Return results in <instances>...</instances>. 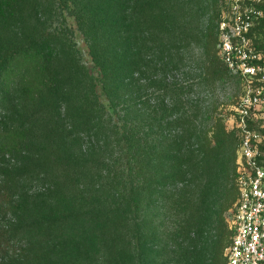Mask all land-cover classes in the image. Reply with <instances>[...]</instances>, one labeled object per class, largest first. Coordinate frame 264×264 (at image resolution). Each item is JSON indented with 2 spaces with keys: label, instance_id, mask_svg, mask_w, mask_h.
<instances>
[{
  "label": "trees",
  "instance_id": "1",
  "mask_svg": "<svg viewBox=\"0 0 264 264\" xmlns=\"http://www.w3.org/2000/svg\"><path fill=\"white\" fill-rule=\"evenodd\" d=\"M190 11L187 0H0V88L25 58L31 82L14 112L18 159L0 169V206L13 214L0 234V264H226L234 228L211 233L207 157L186 138L198 111L163 122L167 109L136 95L141 76L158 67L161 44L187 37ZM263 30L261 17L252 36ZM218 38L209 36L207 53L223 60ZM172 86L163 81L164 91ZM222 140L236 141V204L240 136L215 117L203 147Z\"/></svg>",
  "mask_w": 264,
  "mask_h": 264
},
{
  "label": "rangeland",
  "instance_id": "2",
  "mask_svg": "<svg viewBox=\"0 0 264 264\" xmlns=\"http://www.w3.org/2000/svg\"><path fill=\"white\" fill-rule=\"evenodd\" d=\"M187 1L191 5L187 22L189 26L187 37L182 42L179 38L182 39L183 36L178 37V33H175L166 47L161 44V50L157 55L158 67L152 71V74L141 76L136 95L138 103L145 100L167 109L160 113L163 122L175 120L187 109L194 108L198 111L192 131L188 132L186 138L198 148L201 156L207 157L202 174L207 186L205 209L209 214V228L216 238L220 229L227 231L232 226L231 211L235 206L234 174L237 147L236 141L222 140L213 150L206 151L203 147V136L215 117H221L228 130L236 127L235 108L245 94L247 82H244L239 74L226 66L223 60L212 59L207 53L209 36H216L219 31V22L228 18L229 0ZM238 1L242 2V0ZM254 7L262 11L261 17L264 18V1L254 3ZM66 17L67 24L73 30L74 40L82 54L83 61L93 74L98 76V68L90 56L89 46L83 33L73 16L67 14ZM254 40L264 41V30L262 34L251 37V42L255 46ZM166 60L171 61L169 68L164 67ZM262 62H264V53H262ZM29 66L28 58L12 65L4 76V84L0 88L1 95L6 96V100L0 102V169L5 162L12 164L18 159L12 151L15 142L11 132L16 105L22 102V97L28 93V86L31 83L27 81L29 74L25 73ZM213 66H218L221 70L220 75L210 72ZM147 77L152 78L153 83L149 82ZM164 80L172 82L173 86L169 91H164ZM261 89L262 104L255 110L251 109L250 121L251 127L260 135L259 147L264 159V85ZM182 129L184 127L171 125L168 131L176 133ZM226 204H230V207L223 210ZM6 211L0 206V234L3 233L2 229H5L4 226L13 216L12 212ZM220 213L225 217V223L219 220ZM171 225L175 228L180 227V221L175 219Z\"/></svg>",
  "mask_w": 264,
  "mask_h": 264
},
{
  "label": "built area",
  "instance_id": "3",
  "mask_svg": "<svg viewBox=\"0 0 264 264\" xmlns=\"http://www.w3.org/2000/svg\"><path fill=\"white\" fill-rule=\"evenodd\" d=\"M262 0H229L228 18L218 27L220 55L239 74L247 89L235 108L240 136L235 182L238 199L232 209L234 235L227 249L226 264H264V161L260 135L251 127L252 108L262 104L264 62L262 53L251 42L252 29L262 11L254 3Z\"/></svg>",
  "mask_w": 264,
  "mask_h": 264
}]
</instances>
